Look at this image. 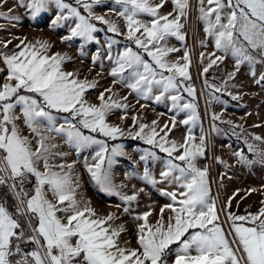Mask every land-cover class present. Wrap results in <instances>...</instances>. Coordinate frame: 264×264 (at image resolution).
Wrapping results in <instances>:
<instances>
[{
    "label": "snow or ice",
    "instance_id": "obj_1",
    "mask_svg": "<svg viewBox=\"0 0 264 264\" xmlns=\"http://www.w3.org/2000/svg\"><path fill=\"white\" fill-rule=\"evenodd\" d=\"M20 2L33 18L53 4L60 10L54 24L74 18L71 35L65 39L82 37L87 41L95 40L94 33L98 29L93 20L108 25L109 32L124 35L136 46V50L129 46L118 53L117 67L111 74L123 81V74L130 72L132 82L126 87L145 97L154 87L160 90L155 97L157 100L171 91L176 92V95L169 96L173 107L191 112L181 123L189 125L196 122V105L192 102L181 104L183 96L179 94L185 91L195 97L194 88L184 85V81L191 78L188 71L191 63L189 54L185 51L183 64L169 62L166 59L168 53L178 49L165 47L162 43L169 36L185 39L180 31L183 28L180 20L186 15L188 0H172L177 13L173 18H170L172 13L159 14L164 0L155 5L151 0H114L123 8L117 15L125 19V33L120 32L115 22L92 12L93 5L100 4L101 0H74L75 6L65 0H27L26 5L24 0ZM206 3L207 8L204 6L205 0H200L199 11L207 23L205 32L214 38L215 47L226 54L231 53L236 58L237 68L243 62L256 63L257 56L253 52L258 54L259 62L264 63V0H206ZM81 8L87 11V15L81 13ZM142 13L153 17L150 24L137 19ZM0 17L19 19L5 16L3 12H0ZM7 43L10 41L5 42V47ZM113 43L114 40L108 41L109 49ZM49 47L47 42L25 44L22 40L17 45L19 51L0 53V62L7 71L3 83H0V185L12 181L9 188L17 200L15 213L0 203V264H167L166 256L173 244H178L173 264H264V207L258 213L247 216L228 213L232 236L229 241L218 223L219 215L216 202L210 196L207 169H200L195 163L198 156L204 155L205 136L201 135L200 143L196 144L189 128L184 143L177 145L175 141L167 139L171 130L167 124L160 129L164 133L160 135L156 128L157 121H153L151 126L140 123L139 130L134 135L131 132L128 135L151 146L144 150L141 160L156 157V152L152 150L155 148L168 155L165 170L160 173L161 180L171 178L179 183L183 191L164 193L173 201L164 206L173 213L167 223L163 220L164 208L154 229L147 224L150 213L145 212L142 217H137L144 220L138 229V248L119 246L117 237L122 229H114L108 223L114 219V214L100 217L88 202L80 206L75 198L78 185L74 184L70 172L64 171L71 169L72 165H52L49 162L53 155L51 149L56 145L48 143L51 137L41 130V126L46 127L47 133L62 134L69 144L75 145L77 151L98 145L94 163L85 166L102 191L120 195L113 193L114 186L105 164L111 165L120 147L117 145L109 150L107 139L115 140L123 136L124 131L119 126L108 124L106 115L113 108H127V105L113 100L111 96L106 100L103 93L99 97V106L87 105L83 94L86 88L94 84L76 79V73L65 72L61 65L67 58L66 54L48 55ZM144 54L150 59H145ZM203 56L204 53H201ZM223 59V56L210 59L203 71L207 72ZM4 71V68H0V73ZM234 75V72L229 73V79ZM261 81H264V75L257 83ZM17 107L20 108L24 124L35 135V148L16 124L21 118L14 114ZM54 112L68 114L64 117V123L56 124ZM213 119L219 117L214 114ZM133 122L137 123L138 118L134 116ZM172 127H175V120ZM82 129L88 130V134ZM93 134L106 139H98ZM178 149L182 151L174 155ZM248 150L255 151L252 145H248ZM234 154L241 162L250 163L242 152ZM40 163H43V171L38 167ZM54 167L59 171L53 170ZM176 172L179 175H174ZM29 176L36 178L32 195L23 190ZM145 178L156 183L147 169ZM46 186L55 197V203L46 197ZM178 196L180 199H177ZM136 198L135 194L122 197L125 201ZM59 212L67 214L65 219L57 215ZM18 217L28 218V233ZM33 218L37 221L35 226L32 224ZM29 242L35 247L26 252L22 243ZM193 250L195 255L191 254ZM17 256L18 259L15 258Z\"/></svg>",
    "mask_w": 264,
    "mask_h": 264
},
{
    "label": "rangeland",
    "instance_id": "obj_2",
    "mask_svg": "<svg viewBox=\"0 0 264 264\" xmlns=\"http://www.w3.org/2000/svg\"><path fill=\"white\" fill-rule=\"evenodd\" d=\"M65 2L74 5V0H65ZM26 3L27 0H24L25 5ZM151 3L159 4L161 0H151ZM0 5H2L0 12H3L5 16L19 17L18 20L0 17V53L12 54L19 51L17 45L22 40L25 44H36L38 41L47 42L50 46L48 55L66 54L67 58L62 61L61 65L65 72L76 73V79L94 84L93 87L86 88L83 94L87 105L99 106L101 93L104 94L106 100L111 96L113 100L127 105V108H113L106 115L108 124L119 126L124 131V135L115 140L107 139L109 150L117 145L120 147L118 148L119 154L113 157L111 165L105 164L109 168L111 183L114 186L113 193L118 192L120 195L102 191L93 181L85 166L94 163L95 153L99 150L98 145H91L77 151L75 145L69 144L62 134L47 133L46 127L41 126V130L51 137L48 143L56 145L51 149L53 155L50 156L49 162L52 165H72L71 169L66 168L64 171L70 172L74 184L78 185L75 188V198L80 206L83 207L88 202L100 217H105L109 213L114 214V219L108 223L114 229H122L117 237L120 247L130 249L139 247L138 229L144 220L137 219V217H142L145 212L150 213L147 224L154 229L161 218V209L164 208L163 220L167 223L173 213L164 206L173 201L164 193L183 191L179 183L171 178L161 180L160 173L165 170L166 161L169 158L166 153L163 152L165 156H162L157 153L159 149L155 148L152 150L156 152V157H149L147 160L140 159L144 150L151 146H134L131 142L133 136L128 135L129 132L134 135L139 130L140 123L151 126L153 121H157L158 132L167 124L171 129L167 139L175 141L177 145L184 143L185 137L189 135V128L195 137L196 144L200 143L201 135L205 136L204 155L198 156L195 163L198 168L207 169L210 196L216 202L219 215L218 223L229 241L232 240V236L230 235L231 222L227 219L228 213L247 216L258 213L261 207H264V81L257 83L261 75H264V63H260L258 54L253 52V55L257 56V62H243L237 68L236 58L231 53L226 54L218 50L215 47L214 38L205 32L207 23L201 18L200 0H188L186 15L181 17L180 23L183 28L180 31L185 39L179 40L174 36H169L166 41L162 42L165 47L178 49L176 52L168 53L166 59L169 62L178 61L183 64L185 61L182 57L185 51L189 54L191 63L188 71L191 78L184 81V85H191L194 88L195 97L189 96L185 91L179 93L183 96L181 104L192 102L196 105L198 119L189 125L181 121L188 118L191 114L190 110L180 111L174 108L169 98L170 95H176V92L171 91L157 100L155 97L159 95L160 90L154 87L152 92L145 97L126 87V84L132 82L129 79L130 72L126 71L123 74V81L119 76L111 74L117 67L118 53L129 46L136 50V46L124 35L109 32L108 25L93 20L92 22L98 29L94 33L95 40L87 41L82 37L65 39L71 35L70 29L74 27V18L54 24L53 22L60 14L56 5H50L47 10L35 18L25 6L21 5L20 0H0ZM204 6L207 8L206 0ZM80 10L83 15H87L86 10L83 8ZM122 10V6L115 4L114 0H101L100 4L92 7L95 15L104 16L115 22L120 32L125 33L127 30L125 19L117 15ZM158 11L160 15L172 13L170 18L177 14L174 11L172 0H164L163 6ZM137 19L150 24L153 17L142 13L137 16ZM110 39L115 41L111 49L108 47ZM120 39L127 44L120 42ZM9 41L10 43H7L5 47V42ZM201 53H204L203 57ZM217 56H223L224 59L217 61L207 72H204L203 69L210 63V59H215ZM144 58L150 59L146 54ZM0 68L5 69L1 73V83H3L7 71L2 62H0ZM233 72L235 75L229 79V73ZM217 88L221 90L216 91ZM108 89L112 91H106ZM14 114L21 117L16 121L21 134L27 136L32 141V147L35 148V135L24 124L19 107L14 110ZM214 114L219 119L214 120ZM54 115L57 117L56 124L59 125L64 123V117L68 114L54 112ZM134 116L138 118L135 124ZM173 120H175V127H172ZM82 130L88 134V130ZM163 134L160 132V135ZM93 135H96L98 139H106L99 134ZM256 137L261 139H256ZM248 145H252L255 151H249ZM181 151L182 149H178L174 155H179ZM237 152H242L250 163L241 162L234 154ZM56 153L64 155H56ZM38 167L43 171V163H40ZM146 169L150 178L155 179L156 183H151L145 178ZM53 170L59 171L55 167ZM174 175H179V172ZM10 183L12 181H8L5 185L16 206L17 200L14 192L9 188ZM35 185L36 178L29 176L23 190L32 195ZM1 187L2 185L0 189ZM19 190L18 185L17 191ZM45 193L46 197L55 203V197L47 186ZM134 194L137 197L135 200L122 199L123 196ZM177 199L180 197L178 196ZM0 203H3L1 195ZM126 208L128 211H125ZM57 215L65 219L67 214L59 212ZM20 218L28 233L27 223L23 217ZM36 222L33 218V226ZM72 242L75 243V240ZM33 246L35 247L34 244ZM177 247L178 244L170 246L166 256L167 264H173ZM191 254L195 255L196 252L193 250Z\"/></svg>",
    "mask_w": 264,
    "mask_h": 264
},
{
    "label": "trees",
    "instance_id": "obj_3",
    "mask_svg": "<svg viewBox=\"0 0 264 264\" xmlns=\"http://www.w3.org/2000/svg\"><path fill=\"white\" fill-rule=\"evenodd\" d=\"M121 38V37H120ZM120 42H124V43H126L124 40H122V39H120ZM127 44V43H126ZM224 97H226V96H224ZM131 142H132V144H134V146H137V147H146V143L145 142H141L139 139H137V138H131ZM157 153L158 154H160V155H164V153L163 152H161V151H159V150H157ZM165 156V155H164ZM1 199H2V202H3V204L9 209V211L10 212H13V213H15V209H16V206H15V204H14V200H13V198L10 196V192L8 191V188H7V186L5 185V184H3L2 185V187H1ZM18 219L20 220V222H21V224H22V221H21V218L20 217H18ZM23 225V227H24V230H25V232L27 233V231H26V228H25V226H24V224H22ZM22 247L24 248V250L26 251V252H28V251H31L33 248H34V246H33V244L32 243H26V244H23L22 243ZM16 259H18L19 257L17 256V257H15Z\"/></svg>",
    "mask_w": 264,
    "mask_h": 264
},
{
    "label": "crops",
    "instance_id": "obj_4",
    "mask_svg": "<svg viewBox=\"0 0 264 264\" xmlns=\"http://www.w3.org/2000/svg\"><path fill=\"white\" fill-rule=\"evenodd\" d=\"M2 82V74L0 73V83Z\"/></svg>",
    "mask_w": 264,
    "mask_h": 264
},
{
    "label": "built area",
    "instance_id": "obj_5",
    "mask_svg": "<svg viewBox=\"0 0 264 264\" xmlns=\"http://www.w3.org/2000/svg\"><path fill=\"white\" fill-rule=\"evenodd\" d=\"M23 219H24V221L27 223V219H28V218H26V217H23Z\"/></svg>",
    "mask_w": 264,
    "mask_h": 264
}]
</instances>
